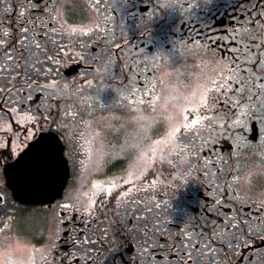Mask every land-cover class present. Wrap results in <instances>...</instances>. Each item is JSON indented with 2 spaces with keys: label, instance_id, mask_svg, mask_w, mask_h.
I'll list each match as a JSON object with an SVG mask.
<instances>
[{
  "label": "flooded vegetation",
  "instance_id": "flooded-vegetation-1",
  "mask_svg": "<svg viewBox=\"0 0 264 264\" xmlns=\"http://www.w3.org/2000/svg\"><path fill=\"white\" fill-rule=\"evenodd\" d=\"M32 4L7 0L11 7L5 13L6 5L0 3V34L9 31L0 45V64L9 53L23 63L28 53L21 48V26L35 25L40 28L37 38L50 40L45 51L61 57L59 63L44 65L40 83H68L77 92L66 99L46 97L35 89L31 100L15 103L17 96H9L8 88L16 73L0 72V151L13 152L11 160H0V246L26 248L34 264H163L160 257L171 259V264H189V259L192 264H264V123L259 115L246 118L239 109L234 114L226 109L222 123L181 128L171 140L184 151L170 164L160 163L155 150L170 138L168 133L157 132L156 137L145 133L150 121L155 124L159 100L150 103L143 87L150 80L161 97L162 87L171 89L174 77L186 73V86L198 97L202 86H211L219 75H230L229 69L246 72L247 77L259 73V67L245 62L243 44L249 31L264 30V0H178L175 5L174 0H32ZM251 55L264 61L258 48L253 47ZM105 58L113 63L101 77ZM41 104L48 106L40 109L43 117L38 114ZM29 114L42 125L35 127L33 137L24 135L32 125L20 122ZM148 117L154 120L146 121ZM237 119H244L246 127L233 123ZM86 132L95 133L93 140ZM17 135L24 141L18 149ZM40 135L60 140L70 174L62 193L51 202L23 204L8 187L3 165L14 162ZM239 139L249 146L239 147ZM89 155L93 159L86 165ZM132 171L135 176L130 177ZM126 179L133 183H124ZM109 182L117 187L96 197L106 205L97 212L106 229L101 235L96 232L98 224L81 210V202L91 194L92 184L106 187ZM122 200L128 202L127 215L122 209L113 211ZM145 203L151 211H137ZM232 218L257 229L241 236L234 248L214 236V230H225ZM145 219L148 230L153 231L155 224L157 233L147 247ZM160 235L168 239L167 245L159 243ZM85 236L92 243H86ZM197 244L201 246L193 251Z\"/></svg>",
  "mask_w": 264,
  "mask_h": 264
},
{
  "label": "snow or ice",
  "instance_id": "snow-or-ice-1",
  "mask_svg": "<svg viewBox=\"0 0 264 264\" xmlns=\"http://www.w3.org/2000/svg\"><path fill=\"white\" fill-rule=\"evenodd\" d=\"M40 0H36V3H39ZM0 3H4L6 6L3 11L5 13L10 11V5H7V0H0ZM30 6L34 7L35 4H32V0H29ZM23 8L24 5H21ZM24 12L20 13V16H23ZM31 22V21H30ZM2 23V21H0ZM40 25L47 27L46 22L44 20H38ZM24 37L21 41V48L27 51V56H24L23 63L19 60H16L15 57L9 53L7 54L6 59L2 64H0V72H8L9 70L12 73H16L11 77L13 81L12 86L8 88L6 84L5 87L8 88V95L11 96L13 93L16 94L17 99L15 103H20L22 100H31L32 92L35 89H39L41 93L45 94L47 97L46 86L48 84H41L40 77L41 73L44 70V65L46 63H59L61 57L59 55H52L50 52L45 51L47 48V44L50 42L49 39L45 37L37 38V32L40 31V28H37L35 25L32 27H23ZM256 22L252 23V28L255 29ZM55 31V29H53ZM72 31H76L73 29ZM255 31H249L247 35V40L244 41L243 47L248 53L244 56V60L246 63L250 65H254L260 68L259 73L254 72L253 77H247V73L241 74L236 69H229L230 75L224 76L219 75L218 79L211 80V86L204 85L202 86V91H200L198 97L194 93L191 99H188L186 106L182 111L183 123L182 125L178 124L171 128L168 132V138H175L177 134L181 132V128L184 130L191 129L193 126H204V122H208V126L211 127L213 119L217 116L223 117V122L227 119V111L226 109H232L233 114L235 109L240 110L241 117L251 118L252 116H258L262 123H264V61L259 58H253L251 53L253 51V47L260 49L264 52V43H256L257 39L252 38V33ZM28 33H31L29 36ZM9 36V31L4 29L2 34H0V45L5 43V38ZM44 40L42 44L40 41ZM54 43V41H51ZM199 43V42H197ZM207 47V46H206ZM237 52L240 51L239 48L236 49ZM16 50L13 49V52ZM101 51H104L103 49ZM23 55V52L19 53ZM99 55V54H97ZM34 77V78H33ZM247 77V78H244ZM19 84V86H17ZM236 85V87H233ZM145 90L146 96H151L150 103L154 104L155 101L159 100L160 97L155 92V86L151 85V81H147L143 86ZM221 97L224 99L221 100ZM37 100L40 99L38 95L36 97ZM145 101L140 100V103L143 104ZM46 104H41L38 109V114L43 117L44 112L40 111V109L47 108ZM15 112L16 109L13 108ZM49 115H52L49 110ZM190 116L194 117L190 119ZM21 123H29L32 125V128L24 129L25 137H33L35 136V127L40 124V120L37 119L35 115H26L21 121ZM238 126L246 127V121L244 119L234 120ZM45 138H52L51 136L40 135L34 139V142L31 143L27 150L24 151L19 157L12 163L3 165L5 173L9 174V171H18L21 168H29L32 173L34 180L37 184H47L50 183L54 179L59 178L60 173V164L55 167L50 163L47 154H46V141ZM24 141L20 139V136H16V145L17 149ZM160 143V141H158ZM239 147L249 146L246 141L243 139H239L236 141ZM13 152L10 151H0V160H11ZM141 158H147L143 154H141ZM61 160V158H60ZM139 163V158L136 162H134L133 167ZM129 176H135V172L132 171L129 173ZM124 183L132 184V179H126ZM117 187L116 182H109L105 187L101 183L92 184L91 194L87 195L86 201L81 202V210L92 219V224H98L96 228V232L103 235V232L106 229L103 228L102 222H100V218L97 216V212L99 211V206L104 205L103 199L99 201L96 199L97 195L101 192H111L114 188ZM127 193H125V196ZM135 204V202H133ZM70 205H65V207H69ZM106 207V205H104ZM119 209L123 210V214L127 215L129 212V206L127 201H118V209L113 210L114 212H118ZM137 211L150 212L151 209L145 206L143 208H139L137 206ZM135 214V213H134ZM140 219V217H137ZM229 225L231 226L229 228ZM225 230L219 231L214 230L215 239L223 242L230 248H234L237 245V242L240 240L241 236H246L250 232L256 231V227L249 224L246 228L242 226V224L235 220V218L229 219L228 223L225 224ZM153 231H149L147 227V219L144 220V236H145V247L148 244L154 243V240L149 239L150 237H156L157 233L155 231L156 225H152ZM89 231H91V225H89ZM169 236L171 233L168 234ZM201 240H203V236H201ZM86 243H92L91 238L85 236ZM159 243L163 245L168 244V239L165 238L164 235L159 236ZM191 244V241H189ZM201 245L197 244L193 247V251L198 250ZM161 251H171V249H161ZM215 251V250H213ZM182 255H184L182 253ZM189 257H191L192 252L187 253ZM163 264H171V259H164L160 257ZM30 264H34V260L30 262ZM182 264V262H181ZM189 264H192L191 259H189Z\"/></svg>",
  "mask_w": 264,
  "mask_h": 264
},
{
  "label": "rangeland",
  "instance_id": "rangeland-1",
  "mask_svg": "<svg viewBox=\"0 0 264 264\" xmlns=\"http://www.w3.org/2000/svg\"><path fill=\"white\" fill-rule=\"evenodd\" d=\"M185 75L186 73L174 77L171 89H168L166 87H162L160 89L161 97L159 101L157 100L158 102L156 104V111L158 113L154 117L155 124L153 121H150L148 123L144 130L146 134L156 137L155 134L157 132H159L157 134L168 133L173 126L178 124L181 125L183 123L182 111L186 106H188V103L186 101L188 99H191L194 94L191 87L186 86L187 80L184 77ZM181 89H183L184 91H182ZM154 119H150L148 117L145 120L149 121ZM90 128L88 126L87 132L91 131ZM87 132L86 137L92 139L91 137H94L95 133H92L90 135V133L88 134ZM101 137L103 138L104 135H101L100 138ZM91 154L95 157V154H93V152H91ZM92 156L89 155L87 157L86 165L90 164L91 160L93 159ZM19 256L20 246H18V244L12 245L11 243L7 245L6 243H4L0 246V264H18Z\"/></svg>",
  "mask_w": 264,
  "mask_h": 264
},
{
  "label": "water",
  "instance_id": "water-1",
  "mask_svg": "<svg viewBox=\"0 0 264 264\" xmlns=\"http://www.w3.org/2000/svg\"><path fill=\"white\" fill-rule=\"evenodd\" d=\"M49 136L52 138H45L46 154L53 167L61 163L58 179L47 184H37L32 171L27 167L18 171L10 170L9 174H6L7 185L12 190L14 198L23 204L38 205L51 202L66 186L70 171L68 161L63 154L64 146L55 135Z\"/></svg>",
  "mask_w": 264,
  "mask_h": 264
},
{
  "label": "clouds",
  "instance_id": "clouds-1",
  "mask_svg": "<svg viewBox=\"0 0 264 264\" xmlns=\"http://www.w3.org/2000/svg\"><path fill=\"white\" fill-rule=\"evenodd\" d=\"M175 3H178V0H174ZM253 39L259 40L261 43H264V30H257L253 32L252 34ZM157 59H159V56H156ZM113 63L111 58H105L103 62V66L101 67V70L99 71L100 76H104L108 71L111 70L110 65ZM46 91L49 96H55V97H64L66 99H72L75 97L77 90L73 88L71 84L64 83V84H53L50 83L46 86ZM214 123H222L223 117L217 116L213 119ZM183 147L176 143L175 141H172L169 139L165 142L164 145L158 146L155 150L156 159L160 163H171L172 157L179 155L181 152H183ZM31 257L27 255L26 248L20 249V256L18 259V264H30Z\"/></svg>",
  "mask_w": 264,
  "mask_h": 264
}]
</instances>
